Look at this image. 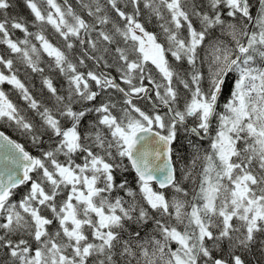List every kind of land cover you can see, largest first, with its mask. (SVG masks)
Here are the masks:
<instances>
[{
	"label": "snow or ice",
	"instance_id": "1",
	"mask_svg": "<svg viewBox=\"0 0 264 264\" xmlns=\"http://www.w3.org/2000/svg\"><path fill=\"white\" fill-rule=\"evenodd\" d=\"M23 4L0 0V264L264 256V0Z\"/></svg>",
	"mask_w": 264,
	"mask_h": 264
},
{
	"label": "trees",
	"instance_id": "2",
	"mask_svg": "<svg viewBox=\"0 0 264 264\" xmlns=\"http://www.w3.org/2000/svg\"><path fill=\"white\" fill-rule=\"evenodd\" d=\"M16 3H17V7L15 11L25 16H28V10L24 7L23 0H16ZM49 33H51L54 36V33H52L51 29H49ZM17 35H19V33H17ZM45 59H47V57H45ZM22 78H24L23 74H22ZM30 83L34 84L37 90L39 89L40 80L38 76H34L33 79L30 81ZM7 131L15 138V135L11 132L10 129ZM248 259L250 261V264H264V256L261 255L260 251H256L255 249L252 252V254L249 255Z\"/></svg>",
	"mask_w": 264,
	"mask_h": 264
},
{
	"label": "flooded vegetation",
	"instance_id": "3",
	"mask_svg": "<svg viewBox=\"0 0 264 264\" xmlns=\"http://www.w3.org/2000/svg\"><path fill=\"white\" fill-rule=\"evenodd\" d=\"M73 2H74V0H73ZM149 27H150V30H154V29L151 28V26H149ZM8 134H9V133H8Z\"/></svg>",
	"mask_w": 264,
	"mask_h": 264
},
{
	"label": "rangeland",
	"instance_id": "4",
	"mask_svg": "<svg viewBox=\"0 0 264 264\" xmlns=\"http://www.w3.org/2000/svg\"><path fill=\"white\" fill-rule=\"evenodd\" d=\"M255 250H256V251H259V250H258V246H257V249H255ZM253 251H254V250H253Z\"/></svg>",
	"mask_w": 264,
	"mask_h": 264
}]
</instances>
